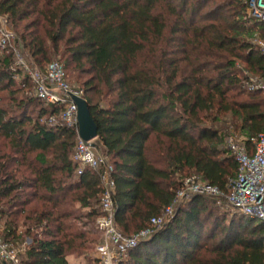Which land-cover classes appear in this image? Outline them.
<instances>
[{"label": "trees", "instance_id": "obj_1", "mask_svg": "<svg viewBox=\"0 0 264 264\" xmlns=\"http://www.w3.org/2000/svg\"><path fill=\"white\" fill-rule=\"evenodd\" d=\"M0 14L37 66L61 53L84 77L123 233L145 228L191 175L228 192L237 162L227 136L264 130V91L251 89L264 54L250 40L264 37V23L245 0H0ZM14 58L0 50L2 234L13 240L27 227L21 264H70L102 238L103 171L77 175L75 127L48 122L61 106L29 95ZM222 201L184 198L119 264H264V222L232 209L229 218Z\"/></svg>", "mask_w": 264, "mask_h": 264}, {"label": "built area", "instance_id": "obj_2", "mask_svg": "<svg viewBox=\"0 0 264 264\" xmlns=\"http://www.w3.org/2000/svg\"><path fill=\"white\" fill-rule=\"evenodd\" d=\"M245 2L248 16L264 23V0ZM17 43L18 37L11 29L9 19L0 14V50L12 51L15 55L14 67L20 68L29 78V95L61 106L58 116L49 117L50 124L60 121L76 129L77 143L72 159L77 163V175L82 174L86 167L103 171V188L99 204L101 214L96 221L103 235L95 246L96 264H119L126 260L130 249L173 217L177 206L184 198L196 194L221 197L225 207L264 222V130L250 141L231 131L227 136V145L236 159L237 174L230 179L226 194L217 186L204 181L199 175H191L177 190L172 203L165 207L160 215L152 217L145 228L133 235L123 233L115 220L113 165L105 149H99L93 146L91 141H84L79 136L78 106L72 95L85 98L84 91L74 88L69 83L65 65L60 60L53 59L43 68L37 67L23 57ZM256 44L264 54V37L258 36ZM251 89L264 91V77L252 83ZM3 230V217L0 215V264H21L20 254L25 253L28 245L26 242V245L19 244L5 238Z\"/></svg>", "mask_w": 264, "mask_h": 264}, {"label": "rangeland", "instance_id": "obj_3", "mask_svg": "<svg viewBox=\"0 0 264 264\" xmlns=\"http://www.w3.org/2000/svg\"><path fill=\"white\" fill-rule=\"evenodd\" d=\"M10 27H11V29L17 34V37H18V43H17V47H19L20 49H21V52H22V54H23V57L29 62V63H33V64H35L33 61H32V59H30L29 58V56H28V53L22 48V45H21V43H20V39H19V35H18V33L16 32V30L11 26V24H10ZM258 36H260V35H253L251 38H250V40L251 41H253L254 43H256V38L258 37ZM53 59H58V60H60L62 63H65V57H63L62 56V54L61 53H59V54H55V55H53V57L51 58V60H53ZM16 60V58H14V61ZM36 65V64H35ZM65 65V64H64ZM37 66V65H36ZM37 67H39V66H37ZM40 68H43V67H40ZM66 71H68V73H67V77H68V81H69V83L74 87V88H77V89H82L81 87V81H82V79L84 78L83 76H80V78H78V75L75 73V72H71V70H66ZM6 94V92H3L2 93V95L3 94ZM6 103L7 104H9V102H8V100H6ZM233 129V128H232ZM231 130V129H230ZM94 143H96L97 141H96V139L93 141ZM96 147L97 148H99L100 149V147H99V145H97L96 144ZM182 202V201H181ZM180 202V203H181ZM223 207V208H222ZM221 208H219V211L220 212H222L223 210L224 211H226V210H230V209H228L227 207H225V206H222ZM234 213V211H232V210H230V213H229V218H230V216H231V214H233ZM255 221L256 222H258L259 220L258 219H255ZM6 219H5V217H3V227H5L6 225ZM26 229H27V227L26 226H24V225H20L19 227H18V230H17V232H18V237L17 238H14L13 240L15 241V242H18L19 244H25V242H26V244L27 245H29V244H31V242H32V239H31V237L29 236V235H27L25 232H26ZM133 235V234H132ZM25 244V245H26ZM23 256H24V253H21L20 254V259L22 260V258H23ZM93 258H95V246L92 248V249H90V250H88L85 254H83V255H76V254H71V255H68L67 256V259H68V261H69V263L70 264H93Z\"/></svg>", "mask_w": 264, "mask_h": 264}, {"label": "water", "instance_id": "obj_4", "mask_svg": "<svg viewBox=\"0 0 264 264\" xmlns=\"http://www.w3.org/2000/svg\"><path fill=\"white\" fill-rule=\"evenodd\" d=\"M74 102L78 106L77 121L79 126V136L84 141H91L92 145L96 147L93 141L98 137V127L94 121L87 100L77 95H72Z\"/></svg>", "mask_w": 264, "mask_h": 264}, {"label": "crops", "instance_id": "obj_5", "mask_svg": "<svg viewBox=\"0 0 264 264\" xmlns=\"http://www.w3.org/2000/svg\"><path fill=\"white\" fill-rule=\"evenodd\" d=\"M101 149H104V147L103 146H99Z\"/></svg>", "mask_w": 264, "mask_h": 264}]
</instances>
